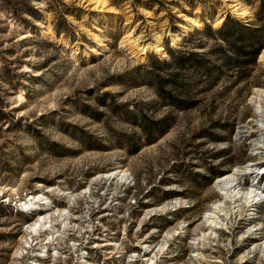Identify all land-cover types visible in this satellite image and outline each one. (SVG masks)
Here are the masks:
<instances>
[{"label":"rangeland","instance_id":"374dc122","mask_svg":"<svg viewBox=\"0 0 264 264\" xmlns=\"http://www.w3.org/2000/svg\"><path fill=\"white\" fill-rule=\"evenodd\" d=\"M256 10V0H0V264H264V173L257 203L227 205L226 229L204 249L198 239L221 199L216 180L258 158L237 132L261 124L264 50L214 85L189 73L186 109L159 63L169 48L212 58L216 41L199 32Z\"/></svg>","mask_w":264,"mask_h":264},{"label":"trees","instance_id":"16d2710c","mask_svg":"<svg viewBox=\"0 0 264 264\" xmlns=\"http://www.w3.org/2000/svg\"><path fill=\"white\" fill-rule=\"evenodd\" d=\"M256 2L257 10L252 21L243 22L228 16L220 28L206 25L205 30L199 32L216 41L209 53L212 58L198 51L168 49L169 60H161L159 63L166 73V83L172 86V90H165L173 105L183 109L193 106L185 96L189 85L194 84L188 78L191 72L201 77L198 82L214 85L225 66L242 72L258 63L264 50V0ZM165 132L162 131L163 134Z\"/></svg>","mask_w":264,"mask_h":264},{"label":"bare ground","instance_id":"6f19581e","mask_svg":"<svg viewBox=\"0 0 264 264\" xmlns=\"http://www.w3.org/2000/svg\"><path fill=\"white\" fill-rule=\"evenodd\" d=\"M160 47V46H159ZM156 48L157 51L162 52L163 49ZM264 58V52L262 54ZM258 99L262 104L264 102V89H258ZM264 105V103L262 104ZM259 117L258 123L259 130H253L249 125H243L239 128L237 132V137L241 140H251V144L256 155L257 160L247 164L242 168H236L231 173L219 177L215 182V188L220 194L221 199L218 200L211 206V209L207 215L206 221V233L201 235L199 239L201 246L200 249H204L208 244L210 238H216L218 233L226 229V223L224 217L225 209L228 205L232 213L238 212L242 206L251 207L257 203V198L259 195L258 185L254 181L264 173V109L257 112ZM119 175V173L114 172L109 174V177ZM125 176V175H122ZM250 178L253 180L252 185L247 190L241 188L242 181L245 178ZM33 203L26 204L27 206L32 205ZM41 226V225H40Z\"/></svg>","mask_w":264,"mask_h":264}]
</instances>
